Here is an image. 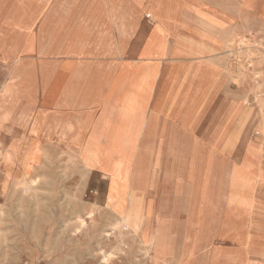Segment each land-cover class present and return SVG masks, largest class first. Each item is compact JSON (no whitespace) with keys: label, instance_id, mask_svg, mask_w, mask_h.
Returning <instances> with one entry per match:
<instances>
[{"label":"rangeland","instance_id":"1","mask_svg":"<svg viewBox=\"0 0 264 264\" xmlns=\"http://www.w3.org/2000/svg\"><path fill=\"white\" fill-rule=\"evenodd\" d=\"M215 6L232 12L234 24L226 30L230 35L228 45L224 41L220 49L195 62L213 63L209 69L216 67L220 92L214 96L207 114L198 122L196 117L197 124L183 123V141L178 148L166 144L173 130H147V139L152 138L147 141L148 147L138 138L130 174L136 173L139 164L143 171L138 173L132 192L148 196L146 209L153 218V226L164 224L167 233H162L166 238L171 235L186 248L196 250V241L226 234L234 246H226L224 251L236 258V264H263L264 0H216ZM211 71L203 73L208 75ZM41 72L46 78V68ZM2 79L0 75V97L8 94L10 99L17 100L15 105L19 109L24 108L20 104L26 100L29 106L36 102V98L4 86L8 77ZM200 82L197 79L190 88ZM35 85L30 88L31 94ZM223 102L232 110L226 126L229 135L210 138L206 135L208 122ZM158 117L161 116L152 113L148 121L154 123ZM51 142L52 169L47 173L39 168V163L29 164L28 177L40 175L39 184L29 188L23 186V167L32 150L31 142L25 140L19 146L13 167L5 162L12 138L7 136L0 142V264H154L138 238H129L126 245H119L113 236L100 237L106 224L119 216L106 202L110 177L100 171L87 172L81 164L74 166L63 149L65 142ZM166 152L180 154L181 171L171 190L169 215L175 221L160 224L157 176ZM247 152L252 153L253 159L247 157ZM153 178L154 186L150 188L148 181ZM88 210L95 211L93 218L86 215ZM78 217H83L87 225L79 227ZM230 218L235 219L239 229L229 228ZM110 253V259L103 261L102 257ZM196 255L198 264H203L207 252L198 250ZM180 256L170 259L181 261Z\"/></svg>","mask_w":264,"mask_h":264},{"label":"crops","instance_id":"2","mask_svg":"<svg viewBox=\"0 0 264 264\" xmlns=\"http://www.w3.org/2000/svg\"><path fill=\"white\" fill-rule=\"evenodd\" d=\"M215 1L0 0V75L6 79L18 60L23 66L32 65L35 113L40 111L52 120L70 115L83 122L86 117L127 108L141 117L142 145L152 141L147 130H173L166 144L178 148L185 126L173 120L172 102L181 95L185 81L172 79L167 72L176 67L186 73L193 62L198 63L201 49L222 47L226 30L234 23L231 10L214 7ZM211 14L227 22L213 33L215 40L202 38L210 29L203 22L208 23ZM42 68L47 70L46 78ZM149 71L153 74L147 76ZM159 98L169 106L152 123L148 119ZM180 159V154L172 152L161 158L160 224L175 221L169 214ZM139 166L135 171L141 174Z\"/></svg>","mask_w":264,"mask_h":264},{"label":"bare ground","instance_id":"3","mask_svg":"<svg viewBox=\"0 0 264 264\" xmlns=\"http://www.w3.org/2000/svg\"><path fill=\"white\" fill-rule=\"evenodd\" d=\"M226 23V20L211 14L208 16V23L203 22L206 24L205 26L209 25L210 29L202 33V38L215 40L213 33L218 28H224ZM227 35L230 36L228 32H226L224 40L226 44L229 42ZM201 48L204 47L201 46ZM215 50L217 48L201 49V52L198 53L201 56L198 57L201 58L205 56L204 53H211ZM14 54V51L11 52V56ZM211 64L213 65V63ZM211 64L207 61L193 62L186 73L184 69L178 70L176 67L168 70L167 76L170 78L173 79L176 76L185 81L181 95L172 102V107H174L173 119L192 126L196 123V117L198 122L210 110L211 102L221 88V84L216 81V67L212 71L209 69ZM205 71H211V73L205 75L203 73ZM139 73L137 72V74ZM152 74L153 71L147 72V76ZM25 76L27 79L21 82L20 78L24 79ZM7 77L9 81L4 82V86L9 89L14 87V90H20V92L29 95L30 98L34 97L30 91V88H33L36 83V72L32 65L23 66L18 60L9 69ZM197 79L202 82L199 86L191 89L190 87ZM167 85L175 84L169 83ZM16 102L17 100L10 99L6 93L0 97V142L7 139V136L12 138L11 149L5 153V162L10 167H13L19 146L24 144L25 140L31 142L32 150L27 154L28 162L24 163L23 167V178L26 179L23 186L34 187L40 182V175L28 177L31 167L29 164L31 163L32 166L39 163V168L41 167L50 173L52 169V161L49 157L52 151L51 140L59 139L60 142H65L63 149L69 154L74 166L81 164L87 172L100 171L110 177L106 202L107 206L117 212L119 216L116 220L106 224V227L99 232L101 238L113 236L119 245H126L129 238H138L141 248L153 259L154 264H198L199 261L196 259L198 250L207 252L203 264L237 263L235 257L230 258L224 251L226 246H234L226 234H221L216 238H207L201 242L196 241L198 245L195 250V248H186L171 235L166 238V235L162 233L164 224L153 226V218L146 209L148 196L145 197L142 196V193L132 192V185L138 178L137 171L133 175L130 174L133 163L132 156L140 132L137 125L140 123L141 117L138 114L125 108L116 112H104L99 116H93L92 119L86 117L83 122L80 119L74 121L75 116L70 115L56 116L52 120L49 115L40 111L35 113L36 102L29 106L26 100L23 109L16 107ZM168 106L164 99L159 98L155 103L153 113L163 116ZM229 107L230 105L221 103L213 117L210 118L206 132L210 138L216 135L223 139L229 135L228 128H226V126L228 127L227 119L232 112ZM261 108H263V104ZM4 132L10 135H6ZM236 138L238 139L239 135ZM247 157L253 159L252 153L247 152ZM8 169L10 170L9 167ZM154 180L153 178L148 181L150 188L154 186ZM86 215L93 218L95 211L88 210ZM77 219L79 227L82 228V226L87 225L83 217ZM229 220H231L230 229H239L240 226L234 221V218ZM163 231L165 234L167 233V231ZM112 254H105L102 257L103 261H108ZM170 256H180L182 260H172Z\"/></svg>","mask_w":264,"mask_h":264}]
</instances>
